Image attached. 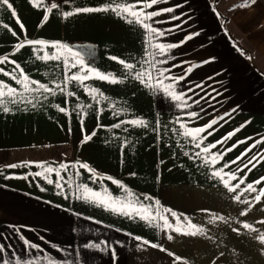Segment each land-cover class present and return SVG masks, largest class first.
<instances>
[{
  "label": "crops",
  "instance_id": "obj_1",
  "mask_svg": "<svg viewBox=\"0 0 264 264\" xmlns=\"http://www.w3.org/2000/svg\"><path fill=\"white\" fill-rule=\"evenodd\" d=\"M9 2L12 9L0 5V57L14 60L30 80L55 89V95L25 92L32 103L8 104V112L0 109L3 259L9 264H264V244L255 239L258 233L241 226L247 222L264 232V224L258 223L264 220V197L254 200L264 188V181L254 183L264 177V0H159L146 10L161 13L146 21L164 33L154 35L152 43L176 47L155 57L165 61L155 68L144 62L152 59L145 49H155L146 43L143 27L111 11L75 12L111 0H51L59 7L47 13L46 21L44 7L30 0ZM169 8L173 11H164ZM64 12L74 14L65 18ZM25 40L45 44L16 51ZM54 44L72 52L51 47ZM33 47L43 51L34 52ZM57 51L59 60L37 58ZM77 52L86 67L111 74L118 82L93 76L83 84L70 81L61 92L56 85L64 87L65 76L78 71H67L64 60L71 62ZM112 57L135 67L129 70ZM0 68L12 73L15 65L4 63ZM157 69L165 72L163 86L171 85L182 101L163 90ZM140 71L151 72L155 87L135 78ZM14 75L19 78L20 70ZM0 82L24 92L11 76L0 73ZM85 85L98 90L96 99ZM134 119L147 126L128 123ZM213 119L217 123L200 134L206 139L197 148L185 130L204 128ZM229 133L234 135L222 145L201 151ZM224 149L231 151L213 165L211 154ZM254 156L255 167L239 171ZM231 161L237 163L223 168V180L212 175ZM81 163L104 179L94 180L93 173L79 167ZM13 164L18 166L8 167ZM62 164L68 165L67 171L60 168ZM40 165L59 170V176ZM229 172L237 176L230 187L239 178L245 181L235 191L224 185ZM249 183L258 191H244ZM237 195L240 201L235 200ZM134 209L155 219L150 223ZM165 209L182 222L188 218L204 234L164 229L160 215L176 223ZM244 211L247 215L241 216ZM213 214L225 220L213 221ZM145 240L150 243L143 244ZM94 244L99 247H89Z\"/></svg>",
  "mask_w": 264,
  "mask_h": 264
},
{
  "label": "snow or ice",
  "instance_id": "obj_2",
  "mask_svg": "<svg viewBox=\"0 0 264 264\" xmlns=\"http://www.w3.org/2000/svg\"><path fill=\"white\" fill-rule=\"evenodd\" d=\"M30 2H33L34 5L36 7H44L46 10V15L44 16V20L46 21L48 19V15L47 13H51L53 11V9H56L59 7L58 4L56 3H52L51 0H30ZM159 2V0H135V3H129L127 2V0H120V2H118V0H111V3L105 4L102 7L99 8H77L75 10L76 13H91V12H109L111 11L113 14H115L116 16L120 17L121 19L126 20L127 23L129 24H137L140 25L141 27H143L147 33V41L146 43L149 45V47L155 49V51H148V49H145L146 52V56L151 57L152 59H146L144 62L149 64L150 67L155 68L156 64L158 63H164L165 61H158L155 60V57L160 56V55H164L166 53L167 50L176 47V45H164V44H153L152 43V37L155 36H163L164 33L162 31H158L157 29H155L154 27H152L151 24L146 23V21L152 20L153 17H156L158 15H160L161 13L158 11H152V12H148L146 11L148 8L153 7L154 5H156ZM255 0H252V3H254ZM0 5H6L9 9L13 8V5L9 2V0H0ZM164 11H168L171 12L173 11L172 9H165ZM12 14L15 16L16 13L13 10ZM73 12H64L63 15L65 16V18H67L68 16L73 15ZM23 24H21V28L23 30ZM13 35H15V33H13ZM45 42L44 41H34V40H25V41H21L20 43H18L16 45V51H19L21 48L25 47L26 45H30V46H36V45H44ZM51 47L56 48V49H66L67 52L71 53L72 49L71 48H66V46L64 45H60V44H54L51 45ZM33 51L37 52V51H43V48L37 49L36 47H33ZM38 59H42V60H48V59H56L59 60L60 59V55H59V51H57L56 53H52L49 54L47 52H45V54L43 56H38ZM112 59L114 60H118L119 63L123 64L127 69L131 70L133 69L135 66L133 64H128L125 63V61L123 60H119L117 57H112ZM4 63H11L15 65V68L13 69L12 73L6 72L3 68H0V73H3L6 76H11L12 79L16 80V83L22 85L24 92H20L18 93L17 90L15 88H12L6 84H4L3 82H0V109H2L4 112H8L10 109L8 107V104H17V103H22V102H26V103H32L31 100H27L24 96V93H32V92H40L41 90H43L44 92H48L51 93L53 95H55V89L48 87L45 84H41L37 81L34 80H30L29 77L24 74L23 70L20 69V65L17 64L14 60H9V58L7 56L4 57H0V64H4ZM64 67L67 71H71L72 68H77L78 71L76 73H73L72 75L65 76V81H64V87H61V85L57 84L56 88H59L61 92H64L67 88V84L70 81H76L80 84H83V82L85 80H88L89 78L95 76L98 77L101 80H110L112 83H116L118 82L114 77H111V74H102L97 72L95 69H92L91 67H86L84 65V62L82 59H80V55L79 53H75L74 56L71 59V62L68 59L64 60ZM20 70V77L17 78L14 73L16 72V70ZM165 76V72L164 70L161 69H157V80L158 83L160 84V86L163 88V90L166 93H169L172 98L176 101H182L183 97L182 95H177L175 94L173 88L171 85L164 87L163 86V81H162V77ZM135 78L140 80L142 83H145L147 87H155L152 84V74L151 72L148 71H140V72H136L135 74ZM31 85H36L35 88L31 87ZM86 90H88L90 92V95H93V99H96L97 96L95 95L98 90L96 89H88L87 85H85ZM69 96L74 95V93L69 92L68 93ZM102 95V94H100ZM19 97V99H18ZM47 97H45L46 99ZM179 106V105H178ZM60 111H65L64 108H60ZM191 116H195L196 113H191ZM128 123H131L133 125H137V126H143L146 127V122L140 119H134L131 121H128ZM217 123L216 119H213L208 125H206L204 128H197L194 129L192 131H188L185 130L184 135L185 136H190L193 140V142H195V146L197 148L200 147L201 143L203 142L204 139H206V137L200 136L201 133L205 132L207 129H211L213 127V125H215ZM116 127H119V125H116ZM181 127L183 128L184 125L181 124ZM211 132H208V135H211ZM95 135V133H92L91 135H86L84 138V141L87 142L88 140H91L92 136ZM234 135V133H229L228 136L222 138L220 141H217L216 144H210L207 145L206 147L202 148L201 151L208 153L210 151V149L212 148H216L217 144H223L227 139H230L231 136ZM200 136V140L197 141V137ZM235 147V145L233 146ZM228 151H231V149H224L223 152L220 153H216V154H211V158H210V162L214 165L216 164L220 159L223 158V155H225ZM251 151V149L246 150L245 153L242 154L241 157L237 158V161H240L243 159L244 156L247 155V152ZM200 152H197L195 155L197 157L200 156ZM256 160V157H252L251 159H249L247 164L243 165V168L239 169V171H243L245 168H249V165H251L252 167H255V163L254 161ZM237 161H231V162H227L223 165V167L212 173V175L220 177L223 180V176L221 175L223 172V168H230L231 164L237 163ZM208 162V161H206ZM18 165H8V167H12L15 168ZM40 167L44 168V171L47 173H52L53 171H56L57 176H59V170H55L51 167H47L45 168L44 165H40ZM80 168H83L85 170H88L90 173H93V179H104L103 177H100L98 174H95L93 172L92 169L89 168V166L87 164H83L81 163L79 165ZM61 169H64L65 171H67L68 169V165L62 164L60 166ZM250 170V169H249ZM77 175H79V171H77L76 173ZM36 175H41V173H37ZM225 175L229 176V180H225L224 181V185L226 188L229 189V191H235L236 189H238L240 187V184H243L244 178H239V183L233 186H229L230 184V180H235L237 179V176L235 175V173L233 172H229L226 173ZM60 179H64L63 177H60ZM108 179H111V177H108ZM261 181H264V177L261 178V180L255 181V184H260ZM48 183H53L52 180H48ZM113 183H116L118 185V187H120L123 191L127 192V189L120 184V182L118 181H113ZM57 187H62V185L59 183V181H57ZM86 188V186H85ZM244 191H250V192H257L258 190L254 187L253 183H249L247 184L246 188L244 189ZM264 197V188L259 189V194L256 195L254 197V200L256 202H260L261 198ZM235 200L240 201L241 200V196L237 195L234 197ZM147 199V198H146ZM113 200L115 201H119V198H113ZM101 203H103V201H101ZM138 203V201H137ZM159 203V202H157ZM245 203H247V201H245ZM141 208L144 207H152V205H140ZM116 210V209H113ZM166 212H171L170 209H165ZM206 211V210H205ZM134 213L136 215H140L142 219H147L150 223L152 222L153 219H155V217H147V216H143L137 209H134ZM123 214L125 215H132L133 213H128V212H123ZM157 215H159V212H157ZM171 215L175 218V225L169 223L168 219L166 216H162L160 215L159 218L161 220H163V228L164 229H172V231L175 232H179L183 235H198V234H204V229L197 227L196 225H193L191 223L190 220H188V218H184L185 222H182L181 217L177 216L176 213L171 212ZM241 216H245L247 215V211L241 212L240 213ZM213 221L214 220H221L224 221L225 217L223 216H215L213 214L212 217ZM258 223L260 224H264V220L262 221H258ZM244 229L249 230V232H257L258 234L256 235L255 239L259 240L261 242V244H264V232H259L258 229L254 228L252 225L248 224L247 222L242 223L241 225ZM234 232H239V229L234 228L233 229ZM169 240L173 239L172 235H168L167 237ZM137 240H140L141 238L137 237ZM149 241H143V244H149ZM32 247H38L36 245H32ZM89 247H99L98 244H94V245H89ZM151 247L153 248H160L161 251H166V249L160 247L159 245L156 244H152ZM3 251H4V247L0 246V264H9V261L4 260L3 259ZM112 254L113 257L115 258V250L112 249ZM169 255H173L172 253H168ZM181 258L180 257H176V260L179 261ZM25 264H31V262H25ZM49 264H54V262L49 261Z\"/></svg>",
  "mask_w": 264,
  "mask_h": 264
}]
</instances>
